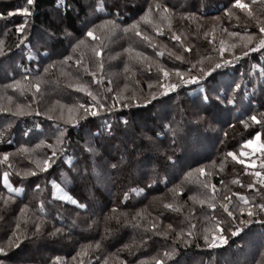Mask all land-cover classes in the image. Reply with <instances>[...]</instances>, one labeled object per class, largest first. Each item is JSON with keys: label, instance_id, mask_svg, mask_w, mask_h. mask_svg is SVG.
<instances>
[{"label": "snow or ice", "instance_id": "6c2138e0", "mask_svg": "<svg viewBox=\"0 0 264 264\" xmlns=\"http://www.w3.org/2000/svg\"><path fill=\"white\" fill-rule=\"evenodd\" d=\"M256 2L257 0H252L250 4L246 0H229L228 6L222 10V15L227 22H231L233 18L240 21L241 15H243L245 19L255 21L258 33H247V29L244 28V32L247 34L242 35L238 31H229L227 27H223L222 23L221 35L232 38L234 41L229 43L227 40L217 37L214 25L210 30L203 32L205 38L214 46L211 52L217 54V59L213 60L210 52L200 59L185 61L184 54L177 55L175 52H167V55L175 61H179L181 64L186 63V67L174 66L168 68L157 63L155 65L158 74L157 79L154 83H148L147 93L141 96L136 95L134 92L129 95L125 94L124 91L114 90L110 86V80L107 82L109 86L104 87L106 95L95 94L87 85L81 83L69 85L85 92L90 98V102H77L71 106L64 105L63 107L67 109V116L61 109H50V111H59L58 117L41 112L39 108L40 101L37 97H39L41 90V74L42 72L47 73L50 67L56 65V61H52L42 68L41 60L58 55L59 53L55 51L54 44L61 40H68L74 52L81 47L88 48L95 58L96 70L90 69L84 63L82 57L74 59V65L77 68L82 67L94 84L103 85L105 67L103 38L107 33L120 27L116 23L117 19L120 18L119 5L113 3L106 6L101 4L99 0H87V2H83V0H55L54 31L48 28L33 30L30 18L37 14V0H24V4L21 6L0 11V21L4 22L5 30H7L10 18L14 16L22 18L21 22L14 25L18 38L15 49L24 54L23 59L29 64L28 67H23L22 64L13 61L10 65L12 68L9 77L10 83L6 87L13 88L21 93L27 91L32 97V100L26 105H15V111L12 108L0 107V113H7L13 119L24 116H45L48 121H55L53 125L49 126L48 132L50 134L46 139H39V143L32 148L22 145L16 150L18 154H23L31 160L32 152L37 148L44 147L48 150V153L43 159L34 162V166L28 170L0 171V185L8 193L4 203L7 204L9 201L15 200L17 194L22 196L26 191L22 183L20 186L13 184L10 180L12 175L21 177L22 180L32 177L30 187H34L35 191L41 192L44 187H51L53 189L51 192L53 200L71 204L84 211H89L95 205V200L84 196H80L78 199L75 195L76 189L78 187H88L90 177L94 175L97 176L96 183H99L101 178L97 173V168L102 169L104 172L103 181L112 184L115 182L112 173H122L129 169H136L140 172L141 180L144 183V188L138 190L141 193L145 189H152L158 183H163L165 186L171 183L168 175L161 176L160 170L171 174L174 169L175 149L185 139L183 135L185 128H199L202 126L215 128L216 125L213 121L218 117L212 111L213 106L231 105L236 107L238 105L237 93H241L242 102L243 96L247 95L245 85L253 83L254 77H264V63L260 62L252 64L249 72L241 73L239 82L233 80L222 83L217 81L214 75L217 69L234 64L250 54L264 53V0H260L259 8L254 12L253 6ZM170 3L171 0H166L164 3H161L160 0L147 3L138 19L126 25L123 31L128 32L131 30L135 36L140 37L143 42L155 50L160 49V45L154 41L153 36H163L165 29H167L171 40L177 42L184 53H192V47L186 44L180 34L173 31V22L180 19L185 21L199 19L200 9L195 3L182 5L178 2L169 7ZM106 7L113 9V11H107L106 15L114 18L100 20L98 13H105ZM188 7L196 10H183ZM82 12L84 17L80 20V29L77 30L81 35L76 36L69 31V28L73 27L70 17L74 16L79 19ZM237 12L240 15H237ZM215 19L220 20V17ZM96 20L100 22L96 23ZM142 24L151 25L152 32L141 31ZM198 27L202 26L198 25ZM73 40L75 44L71 43ZM215 45H218V47H215ZM4 47V41L0 40V57L8 60L10 59L9 54L13 57L16 55L11 47L5 53ZM125 51L135 53V58L144 62L146 70L148 72L153 71L154 65L148 62L150 58L144 53L137 52L134 48ZM165 55L166 51L164 49L156 52L157 60ZM206 60L210 62L206 64ZM68 61H73L72 55L63 56L60 63L64 64ZM3 71L7 73L8 69L4 68ZM125 71L130 72L131 69L125 66ZM68 75H71V73H68ZM244 75L249 77L247 81L243 79ZM139 83L140 81L137 80L136 84L139 85ZM190 85L196 86L195 90L200 93L201 97L200 105L195 109H186L184 106L186 101L180 95L181 92L187 94L186 86ZM255 87L256 84H253V89ZM126 88L127 86H125ZM260 88L262 94H264V83H260ZM7 99L11 101L13 98L8 96ZM57 104H59L58 101ZM142 105L158 108V121L154 120L151 123L148 121L135 122L134 117H130L121 111L122 109H132L134 106L140 108ZM26 108L34 110L26 111ZM259 108H264V101L259 105ZM245 111L251 114L247 115L246 119L240 120L239 123L245 128L255 125L258 130L254 132L253 136L244 140L237 150L223 153L220 166L222 170L224 164L231 159L241 166L242 172L249 173V169H251L249 173L251 179L246 185L239 177L233 183L252 190L253 195L249 196L237 191L218 198L217 186L210 179L216 174L215 163H213L212 171H207L205 167L201 166L195 170L190 169L184 174L185 177H192L193 171H195V180L199 183L203 196L202 199H199V204L206 205L213 210V213L219 205L228 221L227 231L231 236H239L243 231L240 226H236L233 230V222L238 220L239 225L252 224L254 218L264 216V141L261 139L262 133H264V111L254 110L252 107L245 109ZM90 117L96 118L99 122L91 120ZM69 127L79 128L84 132L83 144L78 142L75 145L72 144L69 139ZM229 127H233V125H229ZM11 129V120L0 127V144L6 146L12 144L10 137L13 136V133ZM44 131L41 123L34 122L33 127L24 130L23 135L32 139L34 135L40 137ZM224 135L227 136V133H224ZM48 140H51V142H48ZM113 150L117 154L114 155ZM170 151L172 152L171 155H169ZM255 153H259L260 157L259 170H256L257 158ZM12 155L13 153L4 151L0 154V164L11 169L13 167L10 163ZM58 160L68 169L67 174H63V187L55 179L48 180L43 185L37 182L41 176H50L52 172L56 171V168L59 167ZM221 185L223 186V181H221ZM95 186L94 183L92 187ZM89 191H91L90 188ZM133 191L135 193L137 190ZM173 191L178 196L183 193L184 189L181 185L177 190V186L173 185ZM124 196L127 200L128 193H125ZM83 200H87V203L82 202ZM26 208H28L27 204L20 209L21 213ZM38 208L41 213L47 214L43 199L39 201ZM162 208L163 211L160 212L159 217H154L151 221H147L139 211L131 218H129L128 213L116 215V209L113 208L111 210L113 216L110 218L105 217V235L112 234L113 229L107 226V222L109 219H114L120 228L127 227L134 231L140 230L143 233L139 243L133 240L131 244L124 245L129 250L133 245L139 248L141 245L152 241L153 237H165L171 241V245H165L163 250L153 256L150 262H141V264H179L174 259L178 253L177 244H182L185 251L193 245L195 248L213 249L228 244V239L224 235L225 229L221 226L223 222L215 214L205 216L204 221L208 226L201 225L200 231H197V224L192 222L196 213L194 207L189 213L186 227H174L172 223H168L164 227L163 220L160 219V217L169 218L165 216V213L183 211L181 205L164 203ZM245 216L247 219L244 218ZM121 217H123V220H121ZM96 223L98 222L93 220V224ZM259 223L264 224V220H260ZM41 228V217L37 216L34 221L32 235L35 236L40 233ZM20 229L21 224L16 223L7 242L0 245V254L6 257L11 249L19 247L22 239L27 238ZM62 231L64 229L57 228L50 235H56ZM103 239L102 236L101 240ZM201 239L203 244L199 242ZM100 248V241L82 246L80 251L72 257V260L77 261V264H89L91 259H95L96 264H108L107 257L90 255L91 252L98 251ZM0 264H4V261L0 260ZM50 264H68V262L67 260L62 261L60 256H56L52 258ZM122 264H127V261H122Z\"/></svg>", "mask_w": 264, "mask_h": 264}, {"label": "trees", "instance_id": "16d2710c", "mask_svg": "<svg viewBox=\"0 0 264 264\" xmlns=\"http://www.w3.org/2000/svg\"><path fill=\"white\" fill-rule=\"evenodd\" d=\"M83 2H87V0H83ZM99 2L106 6L116 3L120 8V18L116 21L120 27L107 33L103 38L104 84L99 86L94 84L91 77L88 73L84 72L82 67L77 68L74 65V59L82 57L84 63L90 69L96 70L95 58L88 48L81 47L74 52L68 40L58 41L54 44V48L59 54L51 56L50 59L41 60L42 68L49 65L52 61H56V65L55 67H50L47 73L42 72L41 74V90L39 97H37L40 101V111L44 108L45 102L52 101V99L58 100L59 98H63L69 101V105H73L76 101L83 103L90 102V98L85 92L69 86L76 84V82L87 85L93 93L99 95H106L104 87L109 86L107 84L109 80L111 81L110 86L116 91H124L125 94L129 95L134 92L138 96L146 94L148 83H154L157 79L158 74L155 68L157 63L163 64L168 68L174 66L186 67V63L181 64L179 61H175L167 55V52H175L177 55L184 54L185 61L200 59L211 52L214 46L205 38L203 32L210 30L213 25L215 26L217 37L225 39L229 43L234 41L232 38L221 35L222 23L223 27H227L229 31H238L242 35L258 33L255 21L245 19L243 15H241L240 21H236L234 18L231 22L225 20L222 10L228 6L229 0H171L169 7L178 2L182 5L195 3L200 9L198 13L199 19L191 21L180 19L173 22V31L182 36L186 44L192 47L193 52L184 53L180 45L171 40L167 29H165L163 36H153L154 41L160 45V49L166 51V55L157 60L156 52L160 49L154 50L150 48L140 37L135 36L131 30L128 32L123 31L126 25L138 19L147 3H153L155 0H99ZM160 2L164 3L166 0H160ZM246 2L251 4L252 0H246ZM23 4L24 0H0V11L11 10ZM259 6L260 0H257L253 6V11L256 12ZM183 10L195 11L196 9L188 7ZM107 11H113V9L106 7L105 13H98L100 20L114 18L106 15ZM36 12L37 14L30 18L33 30L37 31L48 28L54 31L55 0H37ZM237 15H240V13L237 12ZM83 17V12L79 19L74 16L70 17L73 27L69 28V31L73 32L76 36L81 35L77 30L81 27L80 20ZM216 17H220V20H216ZM21 19L20 16L10 18L7 30L3 26L4 22L0 21V40H3L5 43V53H7L9 47L13 48L14 52H16L14 57L9 54L10 59L8 60L0 57V84L8 85L10 83L9 77L12 73L10 65L13 61L17 64H22L23 67L29 66L28 62L23 59L24 54L15 49L18 38L14 25L21 22ZM95 22L99 23L100 21L96 20ZM198 25L202 27H198ZM244 28L247 29V33L244 32ZM141 31L151 33L152 27L151 25L142 24ZM71 43L75 44V41L73 40ZM215 47H218V45H215ZM129 48H134L137 52H142L149 57L148 62L154 65L153 71L148 72L144 62L135 58V53L125 51ZM67 55H72L73 61L61 64L60 61L63 59V56ZM211 56L213 60L217 59L215 52H211ZM255 60L257 62L261 60L264 63V53L250 54L248 57L234 64L217 69L214 74L215 79L222 83L233 80L239 82L241 73L249 72L250 66ZM209 62L205 61L206 64ZM125 66L131 69V71L126 72ZM4 68L8 69L7 73L3 71ZM68 73H71V75H68ZM74 78L77 81H73L75 80ZM248 78L247 75L243 77L245 81ZM137 80L140 81L139 85L136 84ZM260 83H264V77H254L253 83L246 84L247 95L243 96L241 102V93H237L238 105L236 107L231 105L213 106L212 111L218 117L213 121L216 125L215 128H207V126L185 128L183 133L185 139L175 149V156L173 157L175 160L174 169L171 174L160 170L161 176L168 175L171 180V183L167 184V186L163 183H158L152 189H145L141 193L138 190L144 188V183L141 180L140 172L136 169H129L122 173H112L115 178V182L112 184L103 181L104 172L102 169L97 168V173L101 178L100 182L96 183L97 176L94 175L90 177L88 187H78L76 189L75 195L78 199L80 196H84L95 200V205L89 211H84L71 204L53 200L51 196L53 189L51 187H44L41 192L35 191L34 187H30L32 177L22 180L21 177L10 176V180L14 185L20 186L22 183L26 191L24 195L17 194L15 200H11L5 204L4 200L8 196V193L0 185V245L7 242L16 223L21 224L20 231L27 238L22 239L19 247L11 249L6 257L0 254V260H3L4 264H50L52 258L60 256L61 260H67L68 264H77V261H73L72 257L80 251L82 246L100 241L101 248L98 251L91 252L90 255L107 257L108 264H122V261H127V264L150 262L152 257L162 251L165 245L170 246L171 241L165 237H153L152 241L141 245L139 248L133 245L131 250H129L124 245L131 244L133 240L139 243L143 233L140 230L134 231L127 227L120 228L116 220L109 219L107 226L113 229V231L111 235H105V217H112L113 213L111 210L115 208L116 215L128 213L129 218H131V216L139 211L147 221H151L152 218L159 217L160 212L163 211L162 205L164 203H174L181 205L183 211L165 213V216L169 217L168 219L160 217L163 220L164 227L168 223H172L174 227H186L187 218L194 207L196 213L192 222L197 224V231H200L201 225L208 226L204 221L205 216L215 214L223 222L221 226L225 229L224 235L228 239V244L213 249L205 247L195 248L193 245L185 251L182 244H177L178 253L174 259L179 264H264V224L259 223L260 220H264V216L254 218L252 224L239 225L238 220L233 222V230L236 226H240L243 228V231L239 236H231L227 231L229 226L228 221L219 205L215 213L206 205H200L198 201L203 196L199 183L196 182L193 176L186 178L184 175L190 169L193 170L209 163L217 165V163H220L222 154L225 151L237 150L244 140L254 135V132L258 130L255 125L245 128L239 121L246 119L247 115L251 114L245 111L249 107H252L254 110L264 111V108H259V105L264 101V94H262ZM253 84H256L255 89H253ZM125 86H127L126 89ZM186 87L187 94L185 92L180 93L186 101L184 106L186 109H195L200 105V93L195 90V85ZM6 93L12 95L15 101L17 100L21 103L28 104L32 100L31 94L27 91L21 93L13 88H7ZM3 104L1 101L0 107H4ZM157 109L142 105L140 108L134 106L132 109H122L121 111L130 117H134L135 122L148 121L151 123L154 120L158 121ZM90 119L96 120V118L91 117ZM9 120L12 123L11 131L13 136L10 137L12 144L9 146L0 144V154L4 151L13 153L12 157H10V163L13 167L9 169L5 165L0 164V171L13 172L31 169L34 166V155L29 160L25 155L18 154L16 150L22 145L32 146V144L39 143V139H46L50 134L48 132L49 126L53 125L55 121H48L43 116H24L13 119L7 113H0V127H3V124ZM34 122L41 123L45 131L40 137L34 135L32 139H29L23 135V132L27 128L33 127ZM96 122L99 121L96 120ZM229 125H233V127H229ZM68 133L72 144L75 145L77 142L79 144L84 143L82 139L84 132L79 128L69 127ZM224 133H227V136ZM262 134L264 135V133ZM38 152H41L39 161L44 158L48 150L40 147ZM113 154H117L115 150H113ZM171 154L172 152L170 151L169 155ZM57 164L59 167L56 168V171L52 172L50 176H41L37 182L43 185L46 181L55 179L63 187V174H67L68 169L60 160L57 161ZM227 165L230 166V164ZM231 168L232 170L235 169V171L231 175L227 174L226 178L230 182L228 185L232 193L240 191L252 196V190L233 183L239 177L243 181V184L246 185L251 179L250 172H242L241 166L239 168L231 166L227 170ZM217 169H220V166L217 165ZM256 169H259V167L257 166ZM221 174L223 175L224 171ZM94 183L96 186L92 187ZM173 185L177 186V190L182 185L184 189L183 193L177 196L173 191ZM89 188L91 191H89ZM133 190L137 191L134 193ZM125 193H128L127 200H125ZM224 195L223 191L221 193L218 191V198H222ZM41 199L45 201L47 214L39 211L38 204ZM82 202L87 203V200H83ZM25 204L28 205V208L24 209V212L21 213L20 209ZM37 216L41 217L42 228L40 233L33 236V226ZM244 218L247 219L246 216ZM93 220L98 223L93 224ZM121 220H123V217H121ZM57 228L64 229V231L56 235H50ZM102 236L104 237L103 240H101ZM121 237L123 238L121 239ZM199 242L203 244L202 239ZM89 264H96V260L91 259Z\"/></svg>", "mask_w": 264, "mask_h": 264}, {"label": "rangeland", "instance_id": "374dc122", "mask_svg": "<svg viewBox=\"0 0 264 264\" xmlns=\"http://www.w3.org/2000/svg\"><path fill=\"white\" fill-rule=\"evenodd\" d=\"M262 58V57H261ZM258 62H260V63H262L261 62V60L260 61H258ZM254 63H257V61L255 60V62ZM253 63V64H254ZM75 79V78H74ZM73 81H77V79H75V80H73ZM77 83V82H76ZM6 90H7V87H6V85H4V84H0V102L2 101L4 104H3V106L4 107H7V108H12V110L13 111H15V105H17V104H23V105H26L25 103H21V102H18L17 100L15 101V98L12 96V95H8L7 93H6ZM8 96H11L13 99L11 100V101H9L8 99H7V97ZM74 100V99H73ZM73 100H71V101H73ZM57 101L59 102V104H57ZM68 100H65V99H63V98H59L58 100H56V99H52V101H46L45 102V105H44V108L43 109H41L42 111L41 112H46V113H48V115H54V116H59V111H50V109H61V110H63L64 112H65V116H67V109L66 108H64L63 106L64 105H69L68 104ZM77 102H80V101H76V102H74V104L75 103H77ZM72 105V104H71ZM71 105H69V106H71ZM26 111H32L31 109H29V108H26L25 109ZM157 114H158V109H157ZM43 117H45V116H43ZM261 139H262V141H264V135L262 134V136H261ZM48 142H51V140H49ZM243 143V142H242ZM34 145H36V144H34ZM33 144H32V146H30V145H27L28 147H30V148H32L33 146H34ZM38 149L39 148H37V149H35L33 152H32V155H34V160H33V164H34V162H36V161H38V159H39V155H40V153L42 152H38ZM244 150H248V149H244ZM225 152H227V151H225ZM224 152V153H225ZM255 156H256V158H257V166L259 165V160H260V157H258L259 156V153H255ZM227 164H230V166H228ZM238 163H236V162H232L230 159L224 164V166H223V169L221 170V166H220V163H217V165L218 166H220V169H217V165H215V168H216V174L215 175H213L210 179H211V182L212 183H214V184H216V186H217V189H218V191L221 193L222 191L224 192V194L225 195H227L228 193H232V191H231V188H230V186L228 185V183H230L229 181H228V179L226 178V176H228V175H231V173H233L234 171H235V169H233L232 170V168L231 169H228L227 170V168L228 167H231V166H236L237 168H239V164L237 165ZM225 166H227V167H225ZM203 167H205V169L207 170V171H212L213 170V165L211 164V163H209V164H206L205 166H203ZM197 168H199V167H197ZM197 168H194L193 170H195V169H197ZM256 170H259V169H256ZM222 171H224V174L222 175L221 174V172ZM250 171H251V169H250ZM249 171V172H250ZM228 174V175H227ZM238 174H239V171H238ZM195 171H193V174H192V176L195 178ZM187 178V177H186ZM221 181H223V186L221 185ZM228 189V190H227ZM226 236V235H225Z\"/></svg>", "mask_w": 264, "mask_h": 264}]
</instances>
